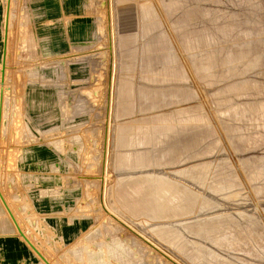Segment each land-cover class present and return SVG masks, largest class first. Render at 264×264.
<instances>
[{
    "label": "rangeland",
    "instance_id": "1",
    "mask_svg": "<svg viewBox=\"0 0 264 264\" xmlns=\"http://www.w3.org/2000/svg\"><path fill=\"white\" fill-rule=\"evenodd\" d=\"M236 2L0 0V196L52 264H264V0ZM175 141L209 170L181 215L186 183L146 171Z\"/></svg>",
    "mask_w": 264,
    "mask_h": 264
},
{
    "label": "bare ground",
    "instance_id": "2",
    "mask_svg": "<svg viewBox=\"0 0 264 264\" xmlns=\"http://www.w3.org/2000/svg\"><path fill=\"white\" fill-rule=\"evenodd\" d=\"M238 1V3H237V5H238V7H239V2H243V3H245V7H248V6H246V3L247 2H249V1H253L254 2V0H237ZM179 3V2H178ZM175 5H177V3L175 4ZM253 8H255V7H253ZM181 9V8H180ZM182 9H183V7H182ZM238 10H239V8H238ZM182 11V10H181ZM193 15V14H192ZM190 17H193V16H190ZM195 18V17H194ZM198 18V17H197ZM191 21H193L192 20V18L190 19ZM196 20V19H195ZM8 23H9V19H8V17H7V25H8ZM152 33H154V31L153 30H149V31H147V34H152ZM261 44H262V46H263V50H261L263 53H264V39L263 40H260L259 41ZM259 43V44H260ZM155 48H153V49H150V51H152V50H154ZM186 49H188V50H192L193 49V47H186ZM6 53V52H5ZM260 54V53H259ZM264 55V54H263ZM263 55H260L261 57L263 56ZM260 58V57H259ZM239 60L240 59H242V56L241 57H239L238 58ZM258 59V58H257ZM155 59H153V60H149L147 63H146V70H147V72L145 73V79H147L148 80V76H149V74H154V72L151 70V66H152V63H153V61H154ZM175 60H176V55L174 54V53H170L169 55H167V57L166 58H161L160 59V62L162 63V65H165V64H167V63H174L175 62ZM236 61V60H235ZM3 62H4V60H3ZM249 67V66H248ZM251 67H256V63H254ZM1 69H3V71H2V77H4V75L6 74V71H7V53H6V55H5V62H4V65L2 64V66H1ZM123 69L124 70H126V71H129L130 70V67L126 64V63H124L123 64ZM249 83V85H251V86H247V82H244L243 83V85H242V88H241V90H239V92L236 94V96L235 97H239V95H240V97H241V94L242 93H244V92H247V93H250V92H253V91H256L257 90V88L259 87V85H254V84H252L251 82H248ZM256 84V83H255ZM259 84V83H258ZM262 89L264 90V81L262 82ZM257 91H259V89L257 90ZM260 93V92H259ZM256 94H257V92H256ZM263 94V93H262ZM258 95V94H257ZM260 96V95H259ZM248 97V96H247ZM254 97H255V95H254ZM257 97V96H256ZM261 97H263V96H261ZM258 98L259 99V106H258V116H259V118H260V120H261V122L259 123L260 125H261V123H264L263 121H264V98ZM250 98H251V96H250ZM241 99H242V97H241ZM256 99V98H255ZM250 101V100H249ZM252 101V100H251ZM254 102V101H253ZM258 102V101H257ZM253 104V103H252ZM236 109H238V108H236ZM249 110V109H248ZM247 110V111H248ZM242 111V110H241ZM234 112H235V110H234ZM237 112V111H236ZM235 112V113H236ZM243 112H244V110H243ZM249 113H251L250 111H248ZM257 113V112H256ZM244 114V113H243ZM242 113H241V115H243ZM6 116V112H5V108H4V102L1 100L0 101V119H1V121H2V119L4 118ZM251 116H253L252 115V113H251ZM227 118V117H226ZM250 118V117H249ZM255 118V117H254ZM116 119H120V117L117 115L116 116ZM227 120V119H226ZM238 120V119H237ZM256 120V119H255ZM232 121V120H231ZM234 121H235V119H234ZM239 121V120H238ZM257 121V120H256ZM229 122V121H228ZM231 123V122H230ZM235 123V122H234ZM228 124V123H227ZM237 124V123H236ZM251 125H252V122H251ZM227 126V125H226ZM248 126V125H247ZM259 126V125H258ZM257 126V128H259ZM253 127V126H252ZM251 127V128H252ZM249 130H251V129H249ZM227 131V130H226ZM231 130H229V132H230ZM233 132V134H234V131H232ZM2 133H3V128H2V125L0 124V147H1V136H2ZM230 135V134H229ZM236 135V134H235ZM234 136V135H233ZM230 137H232V136H230ZM231 140H234V138L233 139H231ZM177 141H175V142H168L167 144H166V146L165 147H163V150H162V155H163V157H162V160H160V163L156 166V167H152V168H150V169H148V170H146V171H149V172H151V173H154V174H156V175H162V178H165V179H174V178H178V179H181L183 182H185L186 183V185L184 186V190H185V192L186 193H184V195L182 196V197H180L179 199H178V202L176 203V204H174V209H175V213H177V212H179V213H177V214H184V208H185V203L189 200V198L192 196V187H197L198 189H201V190H203V188H201V187H199V186H197V184H195L194 182L195 181H199V180H203L204 178H206L207 176H208V173H209V170H208V168L207 167H203V168H201V167H198V168H196V170L194 169L193 171H189V170H187V171H185V170H183V171H181V173L179 174L178 172H177V170H176V165H177ZM170 147V151L168 152L167 150V147ZM187 147V145H183V148L185 149ZM211 148V147H210ZM176 155V157H174L173 155ZM183 159H184V157L182 156L181 157V161H183ZM176 170V171H175ZM261 170H263V168L261 169ZM138 170H131V169H128V170H125V171H122V172H119L118 173V177H119V179L121 180V181H123V180H126V179H129V178H132V177H135V175L138 173L137 172ZM252 181V180H251ZM253 182V181H252ZM192 185V187H190L191 185ZM1 197H2V199H3V201H4V203H5V205H6V207L8 208V210H9V212H10V215L12 216V218H13V220H14V223H15V229H16V231H17V233H18V236H19V238L30 248V250L38 257V258H40L41 259V261H42V263L43 264H52L49 260H47L46 258H45V256L39 251V249H37V247L35 246V244L33 243V241H32V239H31V237H30V233H29V229H24L23 227H21L20 225H19V221H17L16 220V218H15V214L12 212V210L10 209V202L8 201V200H5V198L1 195ZM214 197V196H213ZM109 203H110V207H111V211H113V212H115V213H117V214H119L120 215V217L121 218H123L124 219V217L125 218H127V219H129V217L120 209V207L117 205V203L115 202V200H114V198H113V192H112V189H110L109 190ZM4 206V205H3ZM205 212V211H204ZM165 217L166 218H168L169 216L168 215H165ZM130 220V219H129ZM154 242V241H153ZM125 250V251H124ZM124 250H122V251H124V253L126 252V253H128L129 251L127 250V249H124ZM128 252H127V251ZM121 251V252H122Z\"/></svg>",
    "mask_w": 264,
    "mask_h": 264
},
{
    "label": "crops",
    "instance_id": "3",
    "mask_svg": "<svg viewBox=\"0 0 264 264\" xmlns=\"http://www.w3.org/2000/svg\"><path fill=\"white\" fill-rule=\"evenodd\" d=\"M38 2H39L38 4L39 6L37 7H41L42 6V4L40 3L41 1ZM64 8L65 7H63L62 5L60 6L61 10H63ZM64 12L68 13V15H71L73 13V10L72 11L69 10L68 7L67 9H65ZM14 231H15L14 220L10 215V212L6 207L2 197L0 196V235H9L12 234ZM32 257L33 256L29 252L22 250L20 248L17 247L8 248L5 245L4 246L0 245V264H39V262L32 259ZM3 258H5V262H3Z\"/></svg>",
    "mask_w": 264,
    "mask_h": 264
},
{
    "label": "water",
    "instance_id": "4",
    "mask_svg": "<svg viewBox=\"0 0 264 264\" xmlns=\"http://www.w3.org/2000/svg\"><path fill=\"white\" fill-rule=\"evenodd\" d=\"M184 37H185V35H184Z\"/></svg>",
    "mask_w": 264,
    "mask_h": 264
}]
</instances>
